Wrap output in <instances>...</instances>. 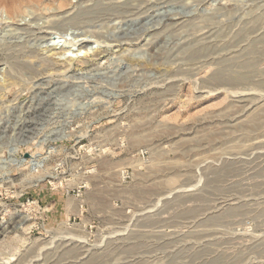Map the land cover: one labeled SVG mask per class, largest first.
Segmentation results:
<instances>
[{
	"label": "rangeland",
	"instance_id": "rangeland-1",
	"mask_svg": "<svg viewBox=\"0 0 264 264\" xmlns=\"http://www.w3.org/2000/svg\"><path fill=\"white\" fill-rule=\"evenodd\" d=\"M0 264H264V0H0Z\"/></svg>",
	"mask_w": 264,
	"mask_h": 264
},
{
	"label": "bare ground",
	"instance_id": "bare-ground-1",
	"mask_svg": "<svg viewBox=\"0 0 264 264\" xmlns=\"http://www.w3.org/2000/svg\"><path fill=\"white\" fill-rule=\"evenodd\" d=\"M124 5V4H123ZM125 5H126V3H125ZM117 6H119V4H117ZM121 13V12H120ZM71 21V20H70ZM58 35V34H57ZM67 36H69V35H67ZM58 37V39L61 37V36H57ZM63 37H65L66 38V36H63ZM67 41V40H66ZM66 44H71L70 45V50H67V52L68 53H72V52H74L75 50L77 51V50H79V45H80V42H74V41H68V42H65ZM80 52V51H79ZM34 164V166L35 167H33V169L35 170L36 168H38L39 170L42 168V165H41V163H39V162H34L33 163ZM36 172V171H35ZM40 178V177H39ZM39 180H42V177L39 179ZM38 181V180H37ZM39 182V181H38ZM26 220V219H25Z\"/></svg>",
	"mask_w": 264,
	"mask_h": 264
}]
</instances>
